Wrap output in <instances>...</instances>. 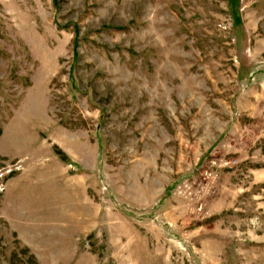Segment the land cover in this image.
<instances>
[{
	"label": "rangeland",
	"instance_id": "obj_1",
	"mask_svg": "<svg viewBox=\"0 0 264 264\" xmlns=\"http://www.w3.org/2000/svg\"><path fill=\"white\" fill-rule=\"evenodd\" d=\"M0 175V264H264V0H0Z\"/></svg>",
	"mask_w": 264,
	"mask_h": 264
},
{
	"label": "built area",
	"instance_id": "obj_2",
	"mask_svg": "<svg viewBox=\"0 0 264 264\" xmlns=\"http://www.w3.org/2000/svg\"><path fill=\"white\" fill-rule=\"evenodd\" d=\"M18 168H19V167H17V168H14V169H12V170H17ZM12 170H11V171H12ZM11 171H10V172H11ZM10 172H9V173H10ZM0 179H1V175H0ZM3 190H4V185H3V182H2V181H0V193H1Z\"/></svg>",
	"mask_w": 264,
	"mask_h": 264
}]
</instances>
